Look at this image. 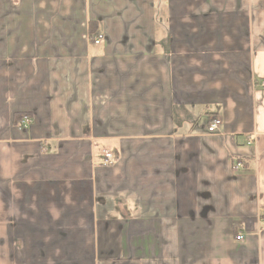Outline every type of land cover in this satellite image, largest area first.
I'll return each instance as SVG.
<instances>
[{
	"label": "crops",
	"instance_id": "1",
	"mask_svg": "<svg viewBox=\"0 0 264 264\" xmlns=\"http://www.w3.org/2000/svg\"><path fill=\"white\" fill-rule=\"evenodd\" d=\"M0 264H264V0H0Z\"/></svg>",
	"mask_w": 264,
	"mask_h": 264
},
{
	"label": "built area",
	"instance_id": "2",
	"mask_svg": "<svg viewBox=\"0 0 264 264\" xmlns=\"http://www.w3.org/2000/svg\"><path fill=\"white\" fill-rule=\"evenodd\" d=\"M102 39H103V36L99 34V35L94 36L92 41L95 45H99L100 42L102 41ZM29 124H30V119L28 117L25 116L21 119L20 126H27ZM221 124L222 123H221V120L219 118H217V117L212 118L210 120L208 126H207L208 133H210V134L216 133L219 130ZM249 143H251V142L249 141ZM114 160H115L114 156L111 153H109V152L104 153V159H103L104 165H111L114 163ZM242 168H243L242 161H237L236 163H234L232 165V171L233 172H238ZM242 239H243L242 234H238L235 237L236 241H240Z\"/></svg>",
	"mask_w": 264,
	"mask_h": 264
},
{
	"label": "trees",
	"instance_id": "3",
	"mask_svg": "<svg viewBox=\"0 0 264 264\" xmlns=\"http://www.w3.org/2000/svg\"><path fill=\"white\" fill-rule=\"evenodd\" d=\"M20 119H21V116L16 115V116L14 117L15 124H16Z\"/></svg>",
	"mask_w": 264,
	"mask_h": 264
}]
</instances>
